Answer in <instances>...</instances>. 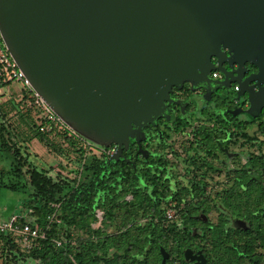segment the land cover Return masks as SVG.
Returning <instances> with one entry per match:
<instances>
[{
	"label": "water",
	"instance_id": "water-1",
	"mask_svg": "<svg viewBox=\"0 0 264 264\" xmlns=\"http://www.w3.org/2000/svg\"><path fill=\"white\" fill-rule=\"evenodd\" d=\"M0 35L57 116L96 145L117 147L109 161L134 134L139 141L172 87L206 83L223 50L264 80V0H0ZM245 92L248 111L264 108V94ZM182 254L206 264L200 251Z\"/></svg>",
	"mask_w": 264,
	"mask_h": 264
},
{
	"label": "flooded vegetation",
	"instance_id": "flooded-vegetation-1",
	"mask_svg": "<svg viewBox=\"0 0 264 264\" xmlns=\"http://www.w3.org/2000/svg\"><path fill=\"white\" fill-rule=\"evenodd\" d=\"M223 52L211 57L216 69L206 83L172 87L164 111L142 125L138 142L136 134L125 142L118 160L109 161L117 152L114 144H93L111 154L106 161L111 189L131 190L141 200L162 198L163 214L172 208V218H161L159 228L174 224L178 234L159 232V242L184 244L203 255V248L214 246L201 240L206 228L249 230L246 217L257 212L239 211L236 202H260L264 211V108L248 111L245 92L253 99L264 94V80L256 78L255 66ZM236 220L247 229H236ZM194 232L199 237L192 241ZM166 253L164 264H177L175 255ZM161 261L160 255L157 264Z\"/></svg>",
	"mask_w": 264,
	"mask_h": 264
},
{
	"label": "trees",
	"instance_id": "trees-1",
	"mask_svg": "<svg viewBox=\"0 0 264 264\" xmlns=\"http://www.w3.org/2000/svg\"><path fill=\"white\" fill-rule=\"evenodd\" d=\"M5 78L0 67V89L13 84ZM13 101L9 110L0 107V194L5 189L29 190L15 214L19 216L18 226L29 222L44 227L49 218L52 221L46 237L31 239L29 248L22 245L17 234L0 232L1 264H157L160 245L175 255L177 264L184 263V244L167 247L158 240L159 232L178 234L179 229L174 224L159 228L164 218L162 198L141 200L131 190L121 191L120 186L111 189L104 152L68 136L42 117L24 89ZM10 112L12 116H8ZM7 117H15L32 133L27 140L46 142L51 151L64 157L68 161L64 167L76 165L71 182L58 175L52 178L29 160L23 146L26 140H17V128L7 123ZM48 126L49 131H40ZM69 184L74 186L68 188ZM128 195L134 197L127 200ZM259 204L236 202L239 211L257 212L246 217L250 223L247 231L226 229L224 225L217 232L209 228L203 231L201 240L214 245L202 249L207 264H264V211ZM98 210L102 211L101 222L108 227H92ZM109 227L114 231H108ZM198 237L194 232L192 241Z\"/></svg>",
	"mask_w": 264,
	"mask_h": 264
},
{
	"label": "rangeland",
	"instance_id": "rangeland-1",
	"mask_svg": "<svg viewBox=\"0 0 264 264\" xmlns=\"http://www.w3.org/2000/svg\"><path fill=\"white\" fill-rule=\"evenodd\" d=\"M22 87L19 83H14L11 86L3 87L0 89V107L3 109L9 110L13 105V97L14 92L10 89H15L16 91L20 90ZM15 91V92H16ZM12 112L9 113L8 116H12ZM10 118V117H7ZM11 122V127L17 128L14 133L16 135L17 140L22 141L26 140L23 144L24 152L28 155L29 160L39 169L44 170L48 173L49 176L55 178L60 176L64 178L65 182L72 180L74 177V171L76 169L75 164H70L69 167H64L67 164V160L64 157H59L56 155V152L51 151L50 147L46 142H39L36 139L27 140L28 137L32 135V133L26 129V127L18 122L15 117L10 118L7 123ZM84 140L91 143L93 146V142L89 141L87 138L82 137ZM99 147V145H97ZM94 147V146H93ZM95 147V148H98ZM103 147V146H100ZM99 149V148H98ZM68 159V158H67ZM66 168V169H62ZM26 168L24 167V172ZM62 172V173H59ZM60 174V175H59ZM68 177V178H66ZM59 179V178H58ZM57 179V180H58ZM71 182V181H69ZM74 184H69L68 188L73 187ZM28 189H23V191H10V190H2L0 194V221L5 222L8 218L16 213H18L21 209L22 203L28 197ZM98 220H96L92 227L94 229H98L100 227H108V223L101 222L102 220V211ZM111 229V230H110ZM108 231L113 232L114 227L108 228ZM1 264V260H0Z\"/></svg>",
	"mask_w": 264,
	"mask_h": 264
},
{
	"label": "built area",
	"instance_id": "built-area-1",
	"mask_svg": "<svg viewBox=\"0 0 264 264\" xmlns=\"http://www.w3.org/2000/svg\"><path fill=\"white\" fill-rule=\"evenodd\" d=\"M0 67L3 72V75L6 77V81H12L13 83H19L21 85V89H24L31 98L32 106L37 108L41 116L47 118L51 124L57 126L60 130L66 132L68 136H73L78 139L80 142L85 143L86 146L90 148H94V150L98 152H104L108 157L109 152L104 149H98L91 145L90 142L84 140L80 134H78L74 129H72L67 123H65L59 116H57L51 108L39 97V95L31 88L29 81L26 79L22 71L19 70L17 64L12 59L8 49L6 48L2 37L0 35ZM215 76V75H214ZM51 129L50 126L40 128V131H49ZM62 173V172H59ZM101 212H96V217H100ZM172 208L166 207L164 212V218L167 220L171 219L172 217ZM19 216L12 215L8 218L7 221L2 222L0 221V232L1 233H14L20 237V241L25 248H29V241L35 238H42L46 237V233L49 230L50 223L52 218H49V223L46 226H38L32 225L29 222L23 223L22 225L18 226ZM59 246V242L56 243Z\"/></svg>",
	"mask_w": 264,
	"mask_h": 264
},
{
	"label": "crops",
	"instance_id": "crops-1",
	"mask_svg": "<svg viewBox=\"0 0 264 264\" xmlns=\"http://www.w3.org/2000/svg\"><path fill=\"white\" fill-rule=\"evenodd\" d=\"M14 84V83H13ZM11 86V85H10ZM10 90H12L13 92H14V96L17 94V92H19L20 90H18V91H16L15 89H10ZM16 91V92H15Z\"/></svg>",
	"mask_w": 264,
	"mask_h": 264
}]
</instances>
